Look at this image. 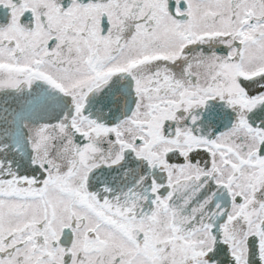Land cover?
<instances>
[{
  "label": "snow or ice",
  "instance_id": "1",
  "mask_svg": "<svg viewBox=\"0 0 264 264\" xmlns=\"http://www.w3.org/2000/svg\"><path fill=\"white\" fill-rule=\"evenodd\" d=\"M0 264H264V0H0Z\"/></svg>",
  "mask_w": 264,
  "mask_h": 264
}]
</instances>
